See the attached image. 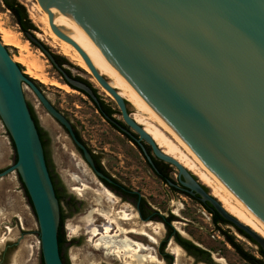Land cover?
Listing matches in <instances>:
<instances>
[{
	"label": "water",
	"instance_id": "1",
	"mask_svg": "<svg viewBox=\"0 0 264 264\" xmlns=\"http://www.w3.org/2000/svg\"><path fill=\"white\" fill-rule=\"evenodd\" d=\"M37 1L53 32L77 49L139 138L116 119H107L145 153L142 140L146 141L156 157L178 169L186 192L198 196L264 251V237L230 213L147 131L167 129L197 166L216 175L264 222V0ZM56 14L74 27L85 50L69 29L55 23ZM24 33L64 73L65 84L98 100L90 86L63 71L37 33ZM1 39L0 118L17 161L0 171V177L19 174L37 218L43 263L64 264L58 238L61 204L24 94L27 85L47 113L70 132L97 176L110 183L112 179L96 168L70 119L24 72Z\"/></svg>",
	"mask_w": 264,
	"mask_h": 264
},
{
	"label": "rangeland",
	"instance_id": "2",
	"mask_svg": "<svg viewBox=\"0 0 264 264\" xmlns=\"http://www.w3.org/2000/svg\"><path fill=\"white\" fill-rule=\"evenodd\" d=\"M18 1L26 7L32 22L36 26L34 32L37 33V37H39L49 49L60 51L59 55L69 64L72 73H80L85 78H90V74L84 68L76 64L69 56L64 54L60 47L46 34L44 24L41 21L44 10L39 2L37 0ZM0 25L2 28L16 33L21 44L24 45L28 42L30 51L38 55L45 63L43 74L47 78V81H41L37 78H35V81L40 85V88L53 104L73 122L86 144L96 153L98 158H100L102 165L109 174L122 184L139 190L154 208L166 216L174 214L177 219L173 222V225L178 232L192 240L198 246L209 250L213 256L224 258L227 264L250 263L243 259L237 250L227 242L223 233L219 231V228L233 234L242 248L251 255L261 258L258 253V246L240 234L235 227L223 223L215 224L212 214L204 205L182 192L174 191L167 183L159 178L148 165L145 157L137 146L102 116L88 96L70 86V89H65L53 84V81H58L62 84H65V82L61 74L54 68L52 62L41 49L27 39L15 15L6 7L3 0H0ZM7 47L13 57L20 54V49L18 47L13 45H7ZM39 53H42V55H39ZM21 66L25 72L26 66L24 64H21ZM88 81L94 86L91 80L88 79ZM95 89L100 97L115 110L116 113L113 117L123 121L120 109L114 98L106 95L105 92L101 91L100 88L96 86ZM24 94L27 102L33 105L40 124L48 134V147L51 160L56 173L65 187V195L73 196L76 200L75 204L78 205V209L72 212L71 215H68L69 212H71L67 202L68 200L64 199L62 202L67 216L64 224V233L67 242L70 239L78 240V243L74 246L65 244L63 251L64 257L70 264H117L114 257H106L105 253L103 251H98L101 249H98L94 245L98 237L93 241L89 232L93 227L98 226L96 224H98L99 221H95L96 224L95 222L79 221L87 212L89 213L95 208L90 201L91 199H88V195L80 197L72 191L73 187L80 186V182L87 183L95 188L101 187L104 191H106L107 188L103 187L99 182L93 170L76 149L70 136L62 126L47 113L28 85ZM131 113L133 114L134 112L131 111ZM52 128L55 131L52 130ZM57 137L60 138V140H57ZM167 168L174 182H178V169L173 165ZM83 169L90 173L91 177L95 179V183L89 181L88 177L82 172ZM62 172L66 174L65 177ZM196 177L200 180L197 175ZM68 179L72 183V186L67 182ZM76 179H79L80 182H77ZM73 180H75V183ZM201 183L203 182L201 181ZM203 184L209 189V192H211V188L205 183ZM107 191L109 190L107 189ZM91 204L93 207L90 210ZM153 225L151 231L154 232L159 243L166 236V231L160 222L154 221ZM38 231L37 218L25 194V190L21 187L17 172L1 177L0 256L3 253L5 254L3 264H41L42 252ZM158 243H150V247L152 248V257L157 256L162 263L156 262L153 264H167L158 252ZM174 246L178 247L176 242L169 240L166 251L169 253L172 252ZM173 256L176 263V255L174 254ZM180 263L204 264L203 262H197L191 255L183 254V252L179 264Z\"/></svg>",
	"mask_w": 264,
	"mask_h": 264
},
{
	"label": "bare ground",
	"instance_id": "3",
	"mask_svg": "<svg viewBox=\"0 0 264 264\" xmlns=\"http://www.w3.org/2000/svg\"><path fill=\"white\" fill-rule=\"evenodd\" d=\"M41 21L44 24L46 34L53 40L55 44L60 47L61 51L90 74V80L96 87L100 88V90L105 92L106 95L111 96L110 93L101 87L97 80L92 76L91 70L77 49L69 42L58 37L53 32L49 23V16L45 11L41 17ZM55 23L69 29V35L84 49L74 27L63 17H61L60 14H56ZM0 35L2 37L1 40L5 45H13L20 49V54L13 57V59L16 62L26 66L25 72L28 75H30L32 78L34 77V79L37 78L41 81H47V78L43 74L45 63L39 58L38 55L33 54L30 51L28 42L24 45L21 44V41L16 33L2 28L1 25ZM39 55H42V53H39ZM52 83L62 88L70 89L67 84H62L58 81H53ZM133 116L136 120L135 114ZM52 130L54 129L52 128ZM147 131L167 154L177 158L189 170L193 171V173H195L203 183L208 185L211 188L212 194L230 213H232L241 221L250 225L264 237V222L260 220L235 195H233L229 191L228 187L216 175L197 166V164L193 161V159L172 133H170L164 127L147 129ZM57 140H60V138L57 137ZM82 172L88 177L91 183H95V179L91 177L87 170L83 169ZM62 174L65 177L66 174L64 172H62ZM76 181L80 182L79 179H76ZM67 182L70 186H72V183L69 179ZM73 182L75 183V180H73ZM72 189L80 197H85V195H88V199H91L90 201L95 207L87 215L81 217L79 219L80 222L88 221L93 223L96 221L95 216H102L105 219L106 224L104 228L101 229L99 226L93 227L89 232L93 241L99 236L94 244L98 249H105L106 254L109 256L110 254H118L120 258L125 260L126 264H144L147 262L146 260H148L149 264L157 262V258L152 257V252L150 250V258L149 256L140 255V252H143V250H147L148 248L142 243L132 240L128 235V232L132 231L142 235H147L150 240L157 242V237L155 236L154 232L151 231L154 226L153 223L138 224L136 215L128 212V209L125 207V205H119L117 198H115L111 192L107 191V189L104 191L101 189V187L95 188L87 183L82 182H80V186H75ZM114 227H116V231H113ZM112 232L115 233L112 234ZM172 252L176 255L175 264H179L182 259L181 248L174 246Z\"/></svg>",
	"mask_w": 264,
	"mask_h": 264
},
{
	"label": "flooded vegetation",
	"instance_id": "4",
	"mask_svg": "<svg viewBox=\"0 0 264 264\" xmlns=\"http://www.w3.org/2000/svg\"><path fill=\"white\" fill-rule=\"evenodd\" d=\"M48 48V47H47ZM49 49V48H48ZM50 51H51V53L53 54V56H54V58H55V61L57 62V61H60V62H62V65H60L62 68H63V71L65 72V73H67L69 76H71V77H73L74 79H76V80H78V81H81V82H83V83H85V84H87L88 86H90L92 89H93V91H94V93L96 94V96H97V101H95V100H93L89 95H87L85 92H83V91H81V90H79L80 92H82L83 94H85L86 96H88V98H90V100H92V102L95 104V106L97 107L98 105L97 104H100V105H105V104H107V105H109L110 106V104H108V103H106L105 102V100L103 99V98H101L100 97V95L98 94V92L96 91V89H95V85L94 86H92L91 84H90V82L88 81V79L90 80V78H85L82 74H80V73H77V74H74V73H72L71 72V70H70V66H69V64L66 62V60L64 59V58H62L60 55H59V53H60V51H54V50H52V49H49ZM58 63V62H57ZM53 64V63H52ZM59 64V63H58ZM53 66H54V68L61 74V76H62V78L64 77V73L63 72H61L54 64H53ZM70 74H69V73ZM63 80H64V82H66V80L63 78ZM77 90V89H76ZM51 101V100H50ZM52 102V101H51ZM53 103V102H52ZM41 104V103H40ZM28 105H30V107L33 109V111H34V114H35V116H36V118H37V123H38V125H39V127H41L42 128V131H43V137H44V144H45V153H46V160H48V162H49V165H50V167H51V175L53 176V179H54V181L57 183V187H58V189H59V193H60V195L62 196V199H61V202H60V204H61V214H63V227H64V224H65V219H66V213H65V211H64V208H63V206H62V202H63V200L64 199H67L68 201V204H69V206H70V209H71V212H69V214L68 215H71L72 214V212H75L77 209H78V205H76L75 203H76V200H75V198L73 197V196H66L65 195V187L63 186V184H62V182H61V179L59 178V176H58V174L56 173V171H55V169H54V165H53V163H52V160H51V156H50V151H49V147H48V141H49V137H48V134H47V132L44 130V128L42 127V125L40 124V121H39V118H38V116H37V114H36V111H35V109H34V107H33V105L30 103V102H28ZM42 105V104H41ZM43 106V105H42ZM127 106H128V110H129V112H131L130 111V108H129V103L127 102ZM111 107V106H110ZM112 108V107H111ZM97 109H98V107H97ZM113 109V108H112ZM60 110V109H59ZM99 110V109H98ZM114 110V109H113ZM100 111V110H99ZM62 112V111H61ZM121 112V111H120ZM101 113V112H100ZM115 110H114V113L112 114V116H110L111 118H114L113 116L115 115ZM65 114V113H64ZM102 114V113H101ZM66 115V114H65ZM132 115H134V113L132 114ZM67 116V115H66ZM102 116H104L106 119H107V116H105V115H103L102 114ZM122 116V115H121ZM68 117V116H67ZM134 117V116H133ZM69 118V117H68ZM115 119V118H114ZM108 120V119H107ZM117 120V119H116ZM71 121V120H70ZM117 121H119L125 128H127L129 131H131V133L133 134V136L134 137H136V138H139V135L131 128V127H129L128 125L126 126V124L123 122V121H120V120H117ZM72 122V121H71ZM108 122L112 125V126H114L109 120H108ZM59 123V122H58ZM72 124H73V122H72ZM37 125V124H36ZM61 125V124H60ZM73 127H74V132H75V134L77 135V133H79L80 134V132L77 130V128H76V126L73 124ZM118 131H120L123 135H125L129 140H131L136 146H137V148L140 150V152L143 154V156L145 157V159H146V161H147V163H148V165L152 168V170L156 173V171H155V168H157V170H159V172L162 174V176H165L166 175V173L168 172V168H167V165L166 164H169V163H166L165 161H163V160H161V159H159L158 157H156V155L154 154V152H153V150H152V148H151V146L146 142V141H144V140H142V143H143V145H144V147H145V150H146V153L147 154H149L150 155V157L152 158V161H153V164L152 163H150L149 161H148V159H147V156H146V153L134 142V139L131 137V136H129L128 134H126L125 132H123V131H121L118 127H116V126H114ZM62 128L67 132V134L70 136V138H71V140L73 141V139H72V137H71V134H70V132L68 131V130H66L63 126H62ZM132 129V130H131ZM81 135V134H80ZM9 137H10V135H9ZM82 137V136H81ZM78 138V137H77ZM11 139V138H10ZM79 139V138H78ZM83 139V138H82ZM12 141V140H11ZM81 141V140H80ZM83 141H84V139H83ZM82 142V141H81ZM12 143H13V141H12ZM73 143H74V145H75V147H76V149L79 151V153L82 155V157H83V159L86 161V159H85V156H84V153H83V151L75 144V142L73 141ZM82 143H84L85 145H86V147H87V149L90 151V153H91V155H92V157H93V160H94V163H95V166H96V168L98 169V170H100L102 173H104L107 177H109V178H111L112 179V182L110 183V182H108L107 180H105V179H103V178H101V177H99V176H97V174L95 173V171H94V169L91 167V165L87 162V164L90 166V168L93 170V172L95 173V175L97 176V178H98V180H99V182L103 185V187H105V188H107L108 190H109V192H111L114 196H115V198H117V200L119 201V205H125V207H127V209H129V211H131L132 212V214H134V215H136V218H137V222H138V224H148V223H153L154 221L155 222H160L161 224H162V226L164 227V229H165V231H166V236L158 243V241H157V243H158V252H159V254L163 257V259L167 262V264H175V261H174V253L173 252H167L166 251V247H167V244H168V242H169V240H172V242H176V244H177V246L178 247H180L181 248V251L183 252V254L185 253V254H189V255H191L197 262H203L204 264H227L226 262H225V260H224V258H217V257H215V256H213L212 255V253L209 251V250H207V249H205V248H202V247H200V246H198L197 244H195L192 240H190L189 238H187L186 236H184V235H182L180 232H178L177 230H176V228L174 227V225H173V222L177 219V217L174 215V214H169L168 216H166L165 214H163L162 212H160L159 210H157L156 208H154L151 204H150V202H148V200L146 199V197L139 191V190H136V189H133V188H131V187H129V186H126V185H124V184H122L121 182H119L115 177H113L111 174H109L108 173V171L104 168V166L102 165V162H101V160H100V158H98V156L96 155V153L86 144V142L84 141V142H82ZM153 155H154V157H153ZM171 164H169V166H170ZM9 167V166H8ZM7 167V168H8ZM6 168H4V169H0V171H3V170H5ZM169 173V172H168ZM18 174V173H17ZM156 175L159 177V178H161L160 177V175H158L157 173H156ZM170 175V174H169ZM20 176H19V174H18V178H19ZM171 177V176H170ZM164 182H165V180L163 179V178H161ZM20 180V184H21V187L23 188V182H22V180H21V178L19 179ZM170 181H172L173 183H175V185H172L171 183H170ZM165 183H167L174 191H178V192H182L183 194H186L187 196H189V197H191V196H193V195H191V194H189L188 192H186V193H184V191L183 190H185L181 185H180V183H179V180H178V182H174V180L172 179V180H169L168 182H165ZM72 190V189H71ZM73 191V190H72ZM73 192H75V191H73ZM76 193V192H75ZM77 194V193H76ZM78 195V194H77ZM79 196V195H78ZM82 197V196H81ZM197 198H198V196H196ZM192 199H194V200H196V201H198V202H200L202 205H204L200 200H198V199H195V198H193V197H191ZM205 206V205H204ZM92 207H93V205L91 204V208H90V210L92 209ZM207 208V207H206ZM209 208V207H208ZM207 208V209H208ZM90 210H88V211H90ZM209 210V212L212 214V217H213V213H212V211H214V210H212V209H208ZM128 211V212H129ZM130 212V213H131ZM88 213V212H87ZM86 213V214H87ZM85 214V215H86ZM36 216V215H35ZM171 216H174L173 217V219H171L170 220V224H171V226H172V228H173V231L171 232V233H169V228L167 227V223H166V220L168 219V218H170ZM95 220H96V222H98L99 221V223L98 224H96V222H95V224L96 225H98L101 229L102 228H104V226H105V224H106V222H105V219L102 217V216H96L95 217ZM214 221V220H213ZM221 223V222H220ZM220 223H218V224H220ZM225 225H232V223H230V224H225ZM233 227H235L234 225H232ZM116 229V227H114V230L113 231H116L115 230ZM235 229H236V227H235ZM237 230V229H236ZM219 231L221 232V233H223V232H225V233H227V234H229V235H233V234H230V233H228L227 232V230H221L220 228H219ZM38 233H39V231H38ZM115 232H112V234H114ZM65 234V233H64ZM87 234H88V232H87ZM241 234V233H240ZM89 235V234H88ZM128 235H129V238H131L132 240H134V241H136V242H139V243H142L145 247H147L148 249L146 250H143V252H140L139 254L140 255H145V256H149L150 255V253H149V250L151 251L152 250V248L150 247V243H155V242H153L152 240H150V238L147 236V235H142V234H140V233H136V232H128ZM90 236V235H89ZM178 236L179 237H181V238H183V239H186V240H188V241H190L194 246H196V248H200L201 250H204V252H206V253H201V255H196V254H193V253H191L186 247H185V245L183 244V243H181V241L178 239ZM223 236L225 237V239L227 240V242H229L231 245H232V243L226 238V236H225V234L223 233ZM244 236V235H243ZM90 238H91V236H90ZM98 238H99V236H98ZM138 238V239H137ZM158 239V238H157ZM65 240H66V242H65V244H69V245H71V246H74L75 244H77L78 243V240H75V239H70V240H68V242H67V239H66V237H65ZM89 241V240H88ZM236 242H237V244L240 246V248L242 249V250H244L243 248H242V246L239 244V242H238V240L236 239ZM255 244V243H254ZM257 246H258V253L260 254V256H261V258H257V257H255V256H253V257H255L256 259H258L259 261L258 262H254V261H252V260H249V259H247L246 257H244L241 253H240V251H239V249L237 248V247H235V246H233L236 250H237V252L240 254V256L243 258V259H245L246 261H248L250 264H263V261H264V256L261 254V252H260V249L259 248H261L258 244H256ZM99 251H103L104 253H105V256L106 257H114L115 258V260H116V262H117V264H126L125 263V260L124 259H122V258H120V256L118 255V254H110V256L108 255H106V252H105V249H101V250H99ZM246 253H248V254H250L249 252H247L246 250H244ZM152 252V251H151ZM149 258H150V256H149ZM156 258H157V256H156ZM5 260V254L3 253V254H1V256H0V264H3V261ZM146 260V259H145ZM175 260H176V258H175ZM147 262H145L144 264H149L148 263V260H146ZM157 262H161L162 263V261L160 260V259H158L157 258Z\"/></svg>",
	"mask_w": 264,
	"mask_h": 264
},
{
	"label": "trees",
	"instance_id": "5",
	"mask_svg": "<svg viewBox=\"0 0 264 264\" xmlns=\"http://www.w3.org/2000/svg\"><path fill=\"white\" fill-rule=\"evenodd\" d=\"M4 4L6 5V7L11 10L13 12V14L15 15L16 19H17V22L19 23V25L21 26V29L23 30V32H26V31H34L36 30V26L34 25V23L32 22L27 10H26V7L21 4L18 0H3ZM59 63V65H62V62L60 61H57ZM21 66V65H20ZM22 67V66H21ZM23 68V67H22ZM69 73V72H68ZM70 74V73H69ZM35 81V80H34ZM35 83H37L35 81ZM37 85L40 87V85L37 83ZM98 106V109L100 110V112L105 115V116H112V114L114 113V110L107 104L105 105H100V104H97ZM30 107V105H29ZM30 110H31V113H32V116L33 118L35 119V122L37 124V127H38V130H39V133H40V137H41V140L43 142V145H44V148H45V144H44V137H43V131H42V128L39 127L38 123H37V118L34 114V111L33 109L30 107ZM77 137L79 138V140H81L82 142L83 139L81 137V135L79 133H77ZM14 145V143H13ZM46 155V153H45ZM17 161V155H16V158H15V162ZM47 164H48V168H49V171H50V174H51V167L49 165V162L47 160ZM167 167L169 166V164H166ZM155 171L158 175H160L161 178H163L165 180V182H168L169 180H172V178L170 177L169 173L167 172L165 176H162V174L159 172V170H157V168H155ZM52 177V180H53V183H54V186H55V190H56V194L61 202V199H62V196L60 195L59 193V189L57 187V183L54 181L53 179V176L51 175ZM20 179V177H19ZM204 188L209 191V189L204 185ZM23 189L25 190V194L26 196L28 197V200H29V203L31 204L32 206V202H31V199L28 195V192L23 184ZM184 193L185 190H183ZM195 199H198L196 196H191ZM199 200V199H198ZM205 205V204H204ZM205 207L208 208L207 205H205ZM33 208V206H32ZM209 209V208H208ZM34 211V209H33ZM213 213V220L215 222V224H218V223H223V224H230V222H228L227 220H225L218 212L216 211H212ZM174 216H171L170 218H168L166 220V223H167V227L169 228V233H171L173 231V228L170 224V220L173 219ZM233 225V224H232ZM237 231L239 233H241L242 235H244L246 238H248L251 242L257 244L252 238H250L246 233H244L243 231L239 230L238 228H236ZM226 236V238L232 243L233 246L237 247L240 251V253L246 257L247 259L249 260H252L254 262H258L259 260L256 259L255 257H253L251 254H248L246 253L244 250H242L240 248V246L237 244L236 242V238L233 236V235H229L225 232H223ZM58 238H59V247H60V252H61V256L63 258V261H64V264H70L69 261L64 257V254H63V251H64V246H65V234H64V227H63V214H61V221H60V226H59V234H58ZM178 239L181 241V243H183L185 245V247L193 254H196V255H201V253H206L204 252V250H201L200 248H196V246H194L190 241L186 240V239H183L181 237L178 236ZM260 249V252L261 254L264 256V251ZM41 260H42V263L41 264H44L43 263V257H42V254H41ZM263 264H264V261H263Z\"/></svg>",
	"mask_w": 264,
	"mask_h": 264
},
{
	"label": "crops",
	"instance_id": "6",
	"mask_svg": "<svg viewBox=\"0 0 264 264\" xmlns=\"http://www.w3.org/2000/svg\"><path fill=\"white\" fill-rule=\"evenodd\" d=\"M16 151L9 133L0 118V169L15 163ZM1 178V177H0Z\"/></svg>",
	"mask_w": 264,
	"mask_h": 264
}]
</instances>
